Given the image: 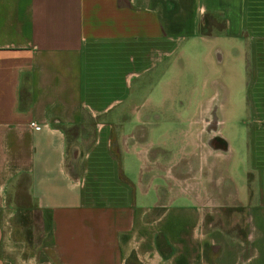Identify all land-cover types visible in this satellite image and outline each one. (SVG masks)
<instances>
[{"label":"crops","instance_id":"crops-1","mask_svg":"<svg viewBox=\"0 0 264 264\" xmlns=\"http://www.w3.org/2000/svg\"><path fill=\"white\" fill-rule=\"evenodd\" d=\"M194 51L243 69L237 233L154 171L181 139L153 96ZM0 264H264V0H0Z\"/></svg>","mask_w":264,"mask_h":264},{"label":"rangeland","instance_id":"rangeland-1","mask_svg":"<svg viewBox=\"0 0 264 264\" xmlns=\"http://www.w3.org/2000/svg\"><path fill=\"white\" fill-rule=\"evenodd\" d=\"M202 54L201 51L190 53L189 57L196 61L194 65L169 69L165 75V79L182 81L181 85L184 86L185 92H179V95L163 100H160L156 93L153 96L154 102L159 101L161 110L165 113L161 126L166 129L167 120L172 119L174 127L169 129V133L177 134L181 139L178 147L177 144H169L168 149L172 151V157L162 162L158 161L154 171L161 174L159 182L162 186L168 189L172 187L171 191H185L200 202L210 203L211 208L215 210L210 214V218L215 219L214 223L237 233L235 231L239 227L234 221L240 223L241 207L239 204L233 206L229 204L233 194L240 200V192L245 184L244 164L242 166L245 133L241 124L243 69L233 62L227 67L222 68L223 65L221 68L218 67L216 75L211 74V77H207L208 69L203 67ZM207 106L208 111L203 113ZM197 125L203 130L196 132L198 144L193 146V142L188 141L187 136ZM157 133H153L152 141L157 144L162 140L164 142L166 138L157 136ZM68 149L71 151L74 146ZM200 157H203L202 162ZM174 160L176 164H172ZM177 173L184 175L183 180L186 183L183 180L179 184L176 183ZM199 180H202L203 187ZM202 188L206 189L209 195L205 192L203 194ZM215 202L222 204L215 205ZM207 216L208 213L205 219H208ZM36 217V212L28 211L24 225L15 222L18 223L20 233L26 236L29 229L28 234L35 241L39 236Z\"/></svg>","mask_w":264,"mask_h":264},{"label":"trees","instance_id":"trees-1","mask_svg":"<svg viewBox=\"0 0 264 264\" xmlns=\"http://www.w3.org/2000/svg\"><path fill=\"white\" fill-rule=\"evenodd\" d=\"M18 219H20L22 222H25V221H26L25 216H23V214H21V213H20V214L18 213ZM28 233H29V230H27V237H29V238H28V239H29L28 241H30V240L32 241V239H30L31 236H30ZM33 241H34V240H33ZM128 262H129V260H128Z\"/></svg>","mask_w":264,"mask_h":264}]
</instances>
